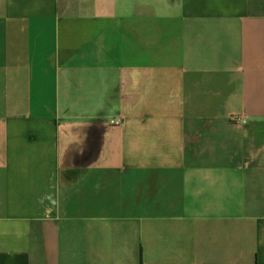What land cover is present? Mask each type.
I'll return each mask as SVG.
<instances>
[{
  "label": "crops",
  "instance_id": "1",
  "mask_svg": "<svg viewBox=\"0 0 264 264\" xmlns=\"http://www.w3.org/2000/svg\"><path fill=\"white\" fill-rule=\"evenodd\" d=\"M181 1L0 0V264H264V0Z\"/></svg>",
  "mask_w": 264,
  "mask_h": 264
},
{
  "label": "water",
  "instance_id": "2",
  "mask_svg": "<svg viewBox=\"0 0 264 264\" xmlns=\"http://www.w3.org/2000/svg\"><path fill=\"white\" fill-rule=\"evenodd\" d=\"M168 1V0H163ZM182 1L178 0L177 11L181 9ZM142 71L147 73L146 69ZM148 78V77H146ZM131 95L129 94V97ZM109 94L105 92L103 101L91 112L82 113L77 117L81 124L74 143L67 145L65 150V169L79 175L77 183L84 179L94 168L105 161L108 156V146L112 139L113 128L119 124L122 117L121 109H112L106 101ZM142 96L138 95L136 104ZM130 108L129 110H133Z\"/></svg>",
  "mask_w": 264,
  "mask_h": 264
},
{
  "label": "flooded vegetation",
  "instance_id": "3",
  "mask_svg": "<svg viewBox=\"0 0 264 264\" xmlns=\"http://www.w3.org/2000/svg\"><path fill=\"white\" fill-rule=\"evenodd\" d=\"M78 117V116H77ZM76 118V114H69L67 115V121L69 122H73V120ZM69 127H68V130L70 128V131L72 130L71 127H72V123L68 124ZM71 126V127H70ZM81 126V125H80ZM78 127H79V124H78ZM65 157V156H64ZM65 160V158L63 159V161ZM65 170V176L64 178L66 179V181H69V180H77L79 175L75 174L73 171H68L66 169Z\"/></svg>",
  "mask_w": 264,
  "mask_h": 264
},
{
  "label": "built area",
  "instance_id": "4",
  "mask_svg": "<svg viewBox=\"0 0 264 264\" xmlns=\"http://www.w3.org/2000/svg\"><path fill=\"white\" fill-rule=\"evenodd\" d=\"M230 123L233 125H245L246 119L242 115H233L230 118Z\"/></svg>",
  "mask_w": 264,
  "mask_h": 264
}]
</instances>
